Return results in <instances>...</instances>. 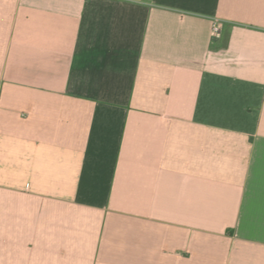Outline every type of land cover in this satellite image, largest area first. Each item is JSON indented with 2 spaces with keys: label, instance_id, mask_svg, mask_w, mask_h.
I'll return each instance as SVG.
<instances>
[{
  "label": "crops",
  "instance_id": "obj_1",
  "mask_svg": "<svg viewBox=\"0 0 264 264\" xmlns=\"http://www.w3.org/2000/svg\"><path fill=\"white\" fill-rule=\"evenodd\" d=\"M0 264H264V0H0Z\"/></svg>",
  "mask_w": 264,
  "mask_h": 264
},
{
  "label": "built area",
  "instance_id": "obj_2",
  "mask_svg": "<svg viewBox=\"0 0 264 264\" xmlns=\"http://www.w3.org/2000/svg\"><path fill=\"white\" fill-rule=\"evenodd\" d=\"M213 35L219 36L220 35V25L218 23H214L212 26Z\"/></svg>",
  "mask_w": 264,
  "mask_h": 264
}]
</instances>
